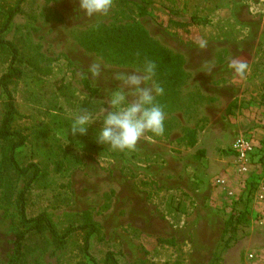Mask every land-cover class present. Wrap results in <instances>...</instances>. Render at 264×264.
Instances as JSON below:
<instances>
[{"label":"rangeland","instance_id":"1","mask_svg":"<svg viewBox=\"0 0 264 264\" xmlns=\"http://www.w3.org/2000/svg\"><path fill=\"white\" fill-rule=\"evenodd\" d=\"M127 1L114 0L112 13L97 21L78 17L76 0H25L6 32L23 57L24 76L12 90L16 125L29 137L18 160L37 162L45 172L28 194L29 216L48 212L63 230L90 212L101 227L90 248L100 263L112 251L121 264H214L228 219L245 210L249 220L238 225L216 264H264L257 203L264 170L257 181L236 150L245 137L255 143L251 161L264 160V0H149L154 8L146 15L138 0ZM16 3L0 0V26L3 11ZM193 16L198 23H190ZM119 25H135L155 50L181 55L185 72L172 83L157 75L165 89L157 99L165 107L166 133L154 143L142 139L132 152L95 140L104 89L117 87V75L147 58L133 46L104 44L105 29ZM89 38L96 47L83 43ZM233 58L248 62L246 78L228 69ZM97 62L105 66L100 78L89 72ZM209 62L216 65L210 74ZM8 64L0 53V77ZM81 108L95 111L97 122L86 136L68 137L70 118ZM3 112L0 86V120ZM5 145L0 141V264L13 256L16 199L24 185L3 163ZM81 245V235L62 249L46 235L33 236L22 264H92ZM249 252L257 258L249 261Z\"/></svg>","mask_w":264,"mask_h":264},{"label":"trees","instance_id":"2","mask_svg":"<svg viewBox=\"0 0 264 264\" xmlns=\"http://www.w3.org/2000/svg\"><path fill=\"white\" fill-rule=\"evenodd\" d=\"M128 2L127 0H121ZM136 6L140 15H146L154 7L153 2L149 0H138ZM25 0H17V3L3 11L4 21L0 26V53L4 54L9 61L6 71L0 77V86L4 95V112L0 120V141L5 143L3 146V163L16 175L24 179V185L20 189L16 199L17 212L19 218V228L14 239L13 256L10 264L24 263L25 247L30 237L48 236L51 243L57 249L65 248L72 238L78 235L82 236L81 249L92 264H121L116 258L114 252L108 251L103 262H98L90 252L91 241L94 236L101 234L100 225L94 220L90 212H84L80 223L71 224L63 230H60L48 212H42L36 216H29L27 212L28 194L32 190L34 183L45 176V172L37 162L22 164L18 160V151L28 141V134L16 125L19 112L16 105V99L12 90V84L24 76L22 67L23 57L20 49L12 41L6 38V32L9 30L15 16L23 11ZM191 24L198 23V17H191ZM106 28V27H105ZM135 25H119L105 29V35L102 36L104 44L110 45L120 43L133 46L134 53L140 57H147L156 62L158 76L165 83H172L173 80H179L185 76L183 69L182 56L172 53L168 50H155L144 38V31H140ZM83 43L93 48L96 47L95 38H89ZM88 84V83H87ZM191 143H196L195 131H190ZM264 158V157H263ZM256 183V182H255ZM254 183V184H255ZM248 213L241 210L237 217H231L226 223L221 239L220 250L217 252L213 263L216 264L221 253L227 249L235 239V232L241 222L248 221ZM162 244L174 245L173 239H159Z\"/></svg>","mask_w":264,"mask_h":264},{"label":"clouds","instance_id":"3","mask_svg":"<svg viewBox=\"0 0 264 264\" xmlns=\"http://www.w3.org/2000/svg\"><path fill=\"white\" fill-rule=\"evenodd\" d=\"M78 17L97 21L108 17L114 8V0H76ZM256 12L257 9H250ZM199 47H207V41H199ZM216 65L209 62L207 72L210 74ZM235 76L244 79L249 72V64L244 59L233 58L227 65ZM105 66L102 62L91 65L89 72L95 78L103 76ZM158 68L155 61L144 58L142 63L126 74L116 76L119 85L104 89L107 98L105 106L99 108L102 115L101 127L96 132L98 144L107 145L112 150L135 151L143 139L154 143L156 138L166 133L165 107L158 101L164 95V87L157 81ZM68 137L86 136L89 128L97 122L95 111L81 108L71 116ZM254 252H249L252 261Z\"/></svg>","mask_w":264,"mask_h":264},{"label":"built area","instance_id":"4","mask_svg":"<svg viewBox=\"0 0 264 264\" xmlns=\"http://www.w3.org/2000/svg\"><path fill=\"white\" fill-rule=\"evenodd\" d=\"M236 150L239 155V159L246 164L243 169L250 170L252 173V177H255L257 180L258 170H264V160L263 161H251V156L255 153L256 147L255 143L245 137H240L236 142ZM259 181V180H257ZM226 181L224 179H218L217 183L220 185H224ZM257 203L260 205L261 213L264 216V186L258 191L257 194ZM255 253V252H254ZM257 258V254L255 253L254 259ZM253 259V260H254ZM264 262V255H263Z\"/></svg>","mask_w":264,"mask_h":264}]
</instances>
